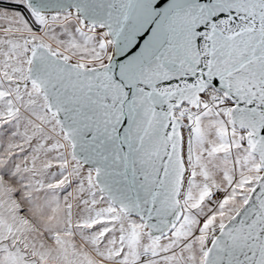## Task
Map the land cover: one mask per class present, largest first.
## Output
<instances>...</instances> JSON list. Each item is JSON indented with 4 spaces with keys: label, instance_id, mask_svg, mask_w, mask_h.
<instances>
[{
    "label": "snow or ice",
    "instance_id": "1",
    "mask_svg": "<svg viewBox=\"0 0 264 264\" xmlns=\"http://www.w3.org/2000/svg\"><path fill=\"white\" fill-rule=\"evenodd\" d=\"M0 264H264V0H0Z\"/></svg>",
    "mask_w": 264,
    "mask_h": 264
}]
</instances>
